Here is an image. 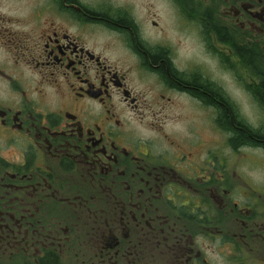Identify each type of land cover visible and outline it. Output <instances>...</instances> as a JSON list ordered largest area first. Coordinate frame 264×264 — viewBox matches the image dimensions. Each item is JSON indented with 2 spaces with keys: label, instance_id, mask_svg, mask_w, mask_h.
<instances>
[{
  "label": "flooded vegetation",
  "instance_id": "1",
  "mask_svg": "<svg viewBox=\"0 0 264 264\" xmlns=\"http://www.w3.org/2000/svg\"><path fill=\"white\" fill-rule=\"evenodd\" d=\"M263 99L264 0H0V264H264Z\"/></svg>",
  "mask_w": 264,
  "mask_h": 264
},
{
  "label": "rangeland",
  "instance_id": "2",
  "mask_svg": "<svg viewBox=\"0 0 264 264\" xmlns=\"http://www.w3.org/2000/svg\"><path fill=\"white\" fill-rule=\"evenodd\" d=\"M228 88H230L232 96H234V98H238L242 103L240 113L244 117V120L247 122V124H249L251 128H259L262 125V119L259 116V113L245 103L243 96H241L239 91L235 89L234 85H228ZM176 114H178V111L175 112V115ZM177 122L168 121L167 128H171L173 129V131L180 132V130L183 129L184 126L179 120ZM198 131L199 133L202 131L205 132L204 130ZM205 136L207 137V139H223L222 137L218 136L217 133L213 132L210 128L206 132ZM225 138L226 136L224 135V139ZM224 152L225 155L228 156V151L226 148ZM235 157V161L233 160V166H235L234 169L236 170V174L238 176L235 178L237 183L248 184L250 188L260 190L262 195L261 197L264 199V149L248 146L241 147V149L236 153ZM230 158L233 159L232 156H230ZM261 197H259L258 200H263ZM241 259V262L244 264H247V261L249 260L248 255L247 258L246 256H241Z\"/></svg>",
  "mask_w": 264,
  "mask_h": 264
},
{
  "label": "trees",
  "instance_id": "3",
  "mask_svg": "<svg viewBox=\"0 0 264 264\" xmlns=\"http://www.w3.org/2000/svg\"><path fill=\"white\" fill-rule=\"evenodd\" d=\"M264 100V99H263ZM222 119V116H221ZM223 120H224V127L222 129L226 132H230L231 135H236L235 129H233L232 124L228 121L227 111L226 109L223 111ZM241 128L239 129L240 138L235 139L239 144L240 147L249 146V147H256L264 149V132L260 130H253L249 127L245 126V123L240 121ZM251 137V139H249ZM255 137V138H253ZM233 137L230 138V145L235 147L236 145L233 143Z\"/></svg>",
  "mask_w": 264,
  "mask_h": 264
}]
</instances>
